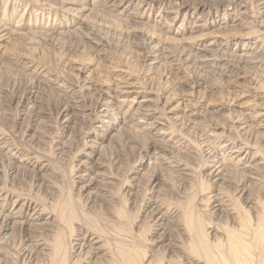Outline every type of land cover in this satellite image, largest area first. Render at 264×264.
I'll list each match as a JSON object with an SVG mask.
<instances>
[{"label": "rangeland", "instance_id": "1", "mask_svg": "<svg viewBox=\"0 0 264 264\" xmlns=\"http://www.w3.org/2000/svg\"><path fill=\"white\" fill-rule=\"evenodd\" d=\"M91 1L0 0V19L4 17V20L6 22L8 21L6 26L12 29L18 23L22 24L21 33L24 34V38L20 39V41L19 39L12 38L15 36H11V40L9 38L3 43V49L0 48L7 52L4 54L0 51V90H2L0 92V136L7 143L6 147L11 149V153H14L13 156L2 153L1 155L4 158L0 156V192L3 195L7 194L5 201H2L0 205V209L3 211L5 209L6 211L11 210L13 208L12 204L17 199L20 203L22 201L32 202L34 205L43 208L46 214L55 215V217L59 216L58 218L60 219L63 217L60 213L64 214V218L68 222H72V225L68 222L66 226H64V223L60 225L58 224L60 221L57 220L59 222L55 223L56 227H51L54 230L51 228H48V230L44 229L42 230L41 237L39 236L42 238V241L47 240L49 245L55 243L57 233H60L58 230L60 226L61 232L65 231V239L70 241V243L71 241L79 243V240H77L78 236L74 232L76 227L81 228L83 226L86 228L89 226L88 228H91L92 231L95 229L99 233H105V235L103 234V238L114 246L111 244V248L108 243L110 251H115V248L117 251L120 249L119 252L122 253L125 259L122 258L119 252L115 251L116 260L113 261L114 264H117L118 261V264H125L126 258L135 260L137 264H186L181 253L178 252L172 255L170 251L165 250L164 245L167 242L158 243V241L151 240L155 237L157 223L154 217L149 216L154 197L150 189V176L141 175L140 180H142L137 187L132 185L135 184L132 179L129 180V176L131 177L132 174L131 171H133L132 169L137 164L136 160L139 161L142 158L137 152L140 147L135 152H131L129 147L134 145L140 146V143L143 144L144 139L138 135L140 133H146V129L143 126L146 121H143L144 124L136 122L132 127H128L127 125L122 127L121 132L124 133L126 131L124 133L125 137L127 136L126 133L132 131L133 135L137 137L136 139H132L133 144L128 146V143L123 142L121 145L113 141L108 147V142H104L103 145L105 147L101 151V155L94 157L88 146L90 144L91 128L98 125L97 122L94 123L92 121L95 113L93 110L96 109L97 101L95 92L92 91L89 93V90H86L84 86L88 82H95L96 85H99L107 81V87L117 89L118 84L119 86H123L129 82L138 87L137 90L141 91L140 96L150 97L161 108L168 97H172L174 101L182 102L188 99L186 101L191 102L190 107L194 109L195 114L189 116L180 113V123L174 119H170L168 128L176 134V142L178 143L180 140L177 146L179 152L175 155L176 159L182 160L185 164L187 163L188 167L190 166V170L194 171L193 174L195 176H192V178L194 177L193 181H191L192 178L189 181H185L182 177L180 178L182 175L178 172V175L175 174L176 172L173 171L175 168L160 166L161 169H169L164 170L172 174V176H169L172 185L168 186L171 189L165 186L167 195H163L160 198L167 205L178 207L186 215L192 217L194 231L189 240L190 248L194 247L195 250L202 252L207 247L208 241V237L206 238L202 234V230L205 227L207 229L211 227V230L215 225L220 226L219 223H226L229 227L231 222L226 217H223V220L217 219L219 217L211 213L209 201L200 202L202 196L213 190L215 186L202 175L206 171L205 168L208 162L203 156L204 152L200 143L205 138L212 139L210 135L212 133H219L222 138L229 139L230 136L235 135V132L231 130L235 122L234 119L240 114L250 118V115L253 116L252 114L261 109L264 104V97L261 96L259 99L257 94L255 95L253 93V85L261 83L264 85V55L260 59L261 62L259 64L254 63L253 65L248 63L247 66H245L247 63L234 66L232 62L235 59L229 58L230 60H228V64L226 65L229 70L221 71L212 68L211 65L201 64L200 62H196V66L185 64L183 62L184 58L180 56V52L177 50L180 49L178 47L180 42L168 43V46H173L174 49L172 50L179 55L171 54V56L170 54L164 53L162 56L160 52L156 53L153 49H149L151 45L149 44L148 37L152 33L156 37H160L161 28L168 23H173L176 26L183 24L180 38L184 40H187L189 36H196L202 32L205 33L207 30L209 33H216L220 27L218 26L220 21H224V25L230 26L232 19L236 16L240 17L241 9L244 8V18L247 24L244 28L239 27L238 31L244 34L246 33L247 35L241 36V39L264 43V4H261L258 0H223V5L213 6L203 15L201 13L203 11H200L202 9L195 6L199 3H209V1L211 3L217 0H144L140 11L142 14L145 13V15H136L133 18L125 14L117 15L113 11L109 12L105 9L103 2L94 0L91 3L92 7L94 6V12L91 13L93 16L91 14L88 16L87 22L89 24H86L92 30L86 25H83L82 30L77 31V33L76 31L74 33V30H72V33L67 34L68 36H61L56 31L45 34L36 27V24L39 23L43 25L52 24L54 27H59L61 23L70 25L73 22L68 11L70 6L83 5L84 7ZM183 2L187 4L184 5ZM182 4L187 8L183 7ZM136 5H130L127 11L133 10ZM175 7L177 8L175 9L177 10L175 14L167 13L168 10ZM188 10L191 12L194 11V13L192 14ZM128 14L133 15L132 13ZM193 21L206 22L208 25L204 29L193 32L188 29L194 23ZM59 22L60 24H58ZM103 25L105 28H108L105 29ZM136 27L139 31H136ZM234 29L236 28L231 29V31H235ZM82 31H84L83 34ZM13 33L17 34L18 32L14 31ZM168 35L175 36L173 33ZM94 36H96V40H94ZM88 38L93 40H89ZM100 38L101 41H99ZM208 39H211V37H208ZM145 45H148L147 47L149 48ZM219 47L226 49L225 51L228 50L226 53L229 54L233 53L232 50L235 48V45L234 47L232 45L226 48L223 46ZM263 49L264 46L260 52L264 54ZM22 56L34 62L35 65H38L43 72L40 77L36 75L37 79L42 80L38 87V95L41 97V102L38 104L39 108L33 107L32 109L30 107L28 109L31 111L29 110L26 113L25 111L28 109L24 110L22 108V101H19L18 98L24 96L25 91H27V83L30 80L27 73H23V70L28 73H31V71L25 65L21 64ZM150 56L157 58V64L153 68L149 64ZM213 70L216 71L215 74L212 73L214 72ZM64 93L72 94L73 101L77 102L74 104L81 110H84L88 115L87 118H84V121L81 122L79 120L81 123L79 122L77 126L69 125L67 127L68 125L62 121L57 113L56 105L59 99L57 97ZM129 95L131 96L129 100H131L135 94L131 93ZM123 96L124 94L120 93L118 99ZM242 101H247L249 104L247 103L245 107H239L238 104L240 102L242 103ZM251 101L255 102L251 104ZM8 102L11 104L9 105ZM28 103L30 104L29 101H26L24 106L29 105ZM230 107L235 110L232 109V111ZM161 108L158 111L162 112ZM188 120L190 121L188 122ZM126 124H130V122ZM61 125L65 126L61 127ZM38 128L39 130H36ZM191 143H194V145H191ZM220 143L218 141L215 144L219 145ZM187 144H190L191 147L196 145V148H193V153H190L192 148L188 150ZM258 144L255 150L258 149L260 151L259 153L264 157V141H260ZM98 157L100 161L106 164L107 172L114 177V183L105 191L103 187L102 190L96 188L94 190L95 193L91 191L93 193H91V196L93 195L94 198L99 195L94 200L93 197L89 199L85 196L86 192L81 188V179L78 178V175L86 166L89 167V164L93 165ZM151 160L157 161L158 159L151 158L150 162ZM9 161L14 164L16 163V165L21 163L22 168L18 172L15 171L11 168L12 165ZM44 164H46L45 167H43ZM144 167L145 169L141 173L150 170L147 164ZM42 182L49 186L47 191ZM258 187H261V185ZM128 189H131V191L128 192ZM240 199L242 200V198L239 197L241 203ZM248 213V216L251 217V213L249 211ZM212 219L213 221H211ZM69 225H74V227ZM14 229L6 231L7 233L0 230V264H39L40 262L41 264L44 262L46 264H59V260L56 259L48 263L47 260L42 259L43 257L35 261L25 257L24 252L26 251V246L24 244L26 237L20 228L15 226ZM116 237L118 238L116 239ZM176 237L178 240L176 242L182 244L180 241L185 239L183 238L184 236L179 234V237L178 235ZM209 239L211 240L210 235ZM69 250L71 253H69ZM105 250L107 249L105 248ZM75 252L77 253L74 254ZM85 252L86 249L79 253L78 245L71 246V248L68 245V252H66V255L64 253L67 258L65 264H93L94 262L92 261L94 258L88 257V255H85ZM121 260L122 262H120ZM104 263L107 264L103 260L100 262V264Z\"/></svg>", "mask_w": 264, "mask_h": 264}, {"label": "bare ground", "instance_id": "2", "mask_svg": "<svg viewBox=\"0 0 264 264\" xmlns=\"http://www.w3.org/2000/svg\"><path fill=\"white\" fill-rule=\"evenodd\" d=\"M92 1H94V0H92ZM92 1L89 2L84 7H83V5L82 6L74 5L73 7L70 6L68 11L70 12V15L73 19V22L70 25L66 24V23L60 24V22H59L58 24H60V26L58 25L59 27H54V25H52V24L51 25H43L42 23H39V24H36V27H38L40 30H42L45 34L50 33L52 31H56V32H59L61 34V36H63V35L66 36L72 30H74V33H75V31L77 33V31L82 30L83 25L89 24L87 22L88 16L92 12H94V9H93L94 6L92 7V4H91V3H93ZM100 1L103 2V5H104L106 10H108L109 12L113 11L117 15L125 14L126 16H131L133 18H135L136 15H140V16L145 15V13L142 14L140 11V9L143 6L144 0H100ZM258 1L261 4H264V0H258ZM75 4H76V2H75ZM132 4H137V5L134 6L133 10H130L131 12L130 11L128 12L127 10L129 9V6ZM183 4H184V2H183ZM183 4H182V6L187 8L186 6H184L187 3L184 5ZM223 4H224L223 0H217L216 2H211V3H210V1H209V3L208 2L199 3L195 7H200L202 9L200 11H203L201 13L204 15L206 12H208L210 10L211 7L220 6ZM205 7H207V8L204 10ZM175 9H177V8L176 7L171 8L170 10L167 11V13L175 14L177 12V10H175ZM243 9H241L242 10L241 16L240 17L236 16L235 18H233L232 23H230L231 24L230 26H226L223 24L224 21H220L219 22L220 25L218 24V26H220V27L216 31V33H209L207 30L208 33L202 32L196 36L195 35L189 36V38L187 37L188 38L187 40L180 38V35L182 34L181 29H182L183 24L176 26L173 23H172L173 25L171 23H168L165 26H163V28H161L160 34H159L160 37H158V36L156 37L154 35V33H152V35L149 37L147 36L149 38V44L151 45V48L147 47L148 45L147 46L145 45V46L149 49H153L154 52H156V53L160 52L161 55L164 53H167L170 55L172 54V55L177 56L179 54L176 53L174 50H172V49H174V47L168 46V43L180 42V45H178V47L180 49H177V50H178V52H180V56H182L184 58L183 62H185V64L187 63V65H189V66H194V65L196 66V62H200L201 64L205 63L207 65H211V67L216 69V70L227 71L229 69H228V66H226V65L228 64V60H230L231 58L235 59V61L232 62L234 66L235 65L239 66V65H241V63H243V64L247 63V64H245V66H247L248 63L253 64V65H254V63L259 64L261 62L260 59L263 58V55H264L263 53L260 52L264 46V43H260L259 41L256 43V42H254L255 40L252 41L249 39L243 40V39H241V36H246L247 34L246 33L245 34L240 33L238 31L239 27L244 28L245 25L247 24L245 21V18H244L245 11ZM189 12L192 14L194 13V11L193 12L189 11ZM105 13H107V12H105ZM128 13H130V14L132 13L133 15H129ZM91 15L93 16V14H91ZM105 16H108V15H105ZM98 17H100V16H98ZM102 17H104V16L102 15ZM110 17H112V16H110ZM2 18L3 19H0V48L4 47L3 43L6 42L7 39L10 38V40H11V36H15L12 38L13 39L15 38L17 40L19 39V41H20V39L24 38V34L21 33L22 24L18 23L15 26V28L12 29L11 27L6 26V23L8 21L6 22L4 20V17H2ZM122 22H124V21H122ZM134 24H137V23H134ZM207 25L208 24L206 22L201 23V22L196 21L191 26H189V28L188 27L187 28L194 32V31H197L200 29H204L205 27H207ZM103 27H104V25H103ZM96 28H97V26H96ZM106 28H108V27H106ZM233 28H236V29H234L235 31H231V29H233ZM89 29L92 30V28H89ZM132 29H134V28H132ZM136 29H137V27H136ZM228 29H230V30H228ZM98 30H99V28H98ZM14 31H16L18 33L14 34L13 33ZM136 31H139V30L137 29ZM209 31H211V30H209ZM83 32L84 31H82V34H83ZM89 32L92 33L91 31H89ZM148 32H151V31H148ZM93 33H95V32H93ZM102 33H101V35H102ZM170 33H173L175 36L168 35ZM82 34L80 33V35H82ZM84 35H83V37H84ZM236 35H238V36H236ZM177 36H179V37H177ZM208 37L209 38L211 37V39H208ZM97 38H99V37H97ZM104 38H106V37H104ZM10 40H9V42H10ZM91 40H93V39H91ZM94 40H96V36H94ZM99 41H101V38ZM183 41H185L184 44H182ZM231 45L233 47L235 45V48H233V50H232V52L234 54L233 53L228 54V53H226L228 50L225 51L226 49H222V47H219V46H223L224 48H226V47H231ZM2 49H0V51L2 53H4V54L7 53L6 51H4ZM170 55H168V56H170ZM155 56H156V54H155ZM155 56H150V63L149 62L148 63L150 64L151 68H153L157 64V58ZM180 61H181V59H180ZM175 62H173V63L175 64ZM21 64L25 65V67L28 68L31 71V73H28V72L23 70V73H27V75L29 76L28 78L30 80L28 79L29 81L27 83L28 84L27 91H25L24 96L20 97L22 99L18 98V100L22 101V104H23L22 108H24V110L25 109L27 110L30 107L33 109V107H38L39 106L38 104L41 102V97L38 95V93H39L38 87H39V83L42 82V80L37 79L36 75H38L40 77V75H42L43 72H42V69L40 67H38V65H35L34 62L29 61L28 58H26V57H23V56L21 57ZM197 66H199V65L197 64ZM213 71L214 72H212V73L215 74L216 71L215 70H213ZM106 82L105 83L103 82L99 85H96L95 82L94 83L88 82L86 86L83 85L86 90H89V93L92 91L95 92V95H96L95 97H96V101H97L96 109L93 110V112H95V113L93 115L94 117L92 118V121L94 123L97 122L98 125L93 126L91 128L90 144L88 147L91 150V154H93V156L96 157L97 155H101L100 154L101 151L104 150V147H105L103 145L104 142H108V147H109V144L113 143V141L118 142V144H121V145L123 144V142H126V143H128L127 145L130 146L131 144H133L132 139H136L137 137H135L133 135V133H132L133 131L126 133L127 136L125 137L124 133L126 131L124 133H122L121 132L122 127L124 125H127L128 127H132L133 124H135L136 122L144 124L143 121H146V123L143 125L144 128L146 129V133H140L138 135L144 139L143 144L140 143V146L134 145V146L129 147L131 152H135V150L138 147H140V148H138L137 152H138V155L142 156V158L139 161L136 160L137 161L136 166H134V164H133L134 169H132L133 171H131L132 174L130 173L131 177L129 176V180L132 179L135 182V184H132V185L134 187H137L142 180V179L140 180L141 175L142 176L143 175H146V176L149 175L150 176V182H151L150 189H151V192H153L154 197H153V202L151 203L152 208H150L151 210L149 209L150 210L149 216L154 217L156 220V223H157L155 237L151 240L158 241V243L167 242V244L164 245L165 250L167 249L168 251H170L172 253V255L176 254L178 252L181 253L182 257L185 259L186 264H264V198H262L264 196V157L261 155V153H259L260 151L258 149L255 150V147L257 145H259L258 143L260 141L261 142L264 141V104L261 107V109H259L257 112L252 114L253 116L250 115V118H248V116L246 117L243 114H240L236 119H234L235 122L234 123L232 122L234 125H233L231 130H233L235 132L234 133L235 135L230 136L229 139L222 138L219 135V133L210 134L212 136V139L202 138L204 140L201 141L200 146L204 152L203 156L205 157V159L208 162L207 163L208 165L205 168L206 171L202 175H204V177H206V179H208V181L213 186L214 185L215 186H214L213 190L208 192L206 195L204 194L202 196V198L200 199V202L201 201H206V202L209 201L210 205H211V207H210L211 213H213L214 215L216 214L219 217L217 219H222L223 217H226V219L231 222V225H229V227H228V225L225 222H223L225 224H221L218 222L220 224V226L219 225L218 226L213 225L214 227L211 230H210L211 227L208 228L209 230L205 227L202 230V234L205 235L206 238L208 237L207 238L208 239L207 247H205V250H202V252H199V251L195 250L194 247L190 248L189 240L191 239L192 232L194 231L193 230L194 223H193L192 217L189 215H186V213L183 212L178 207H175L172 205H167V203H165L162 200V198H160L163 195L164 196L167 195L166 194L167 190L165 189V186H167V188H169L168 186L172 185V183L170 182L171 179L169 177V176H172V174L170 172L168 173L164 170L167 168L161 169V167L175 168V169H173V171L176 172L175 174H177V172H178L180 175H182V176H180V178L182 177V179H184L185 181L186 180L189 181V179H191L192 176L194 175L193 174L194 171L190 170V166L188 167L187 163L185 164L182 160L176 159L175 155H176V153L179 152V150H178L179 148L177 146L179 145L180 140L177 143L176 139H175L176 134L174 132L170 131V129L168 128L169 127L168 122L170 121V119H174V120H176V122H179V120L181 119L180 113H184L185 115L187 114L189 116L195 114L194 109H192L190 107L191 102L189 103L188 101H186L188 99H185V101H182V102L174 101L172 97H168L165 100L163 107L161 108V107H159L158 103L152 101L150 99V97L148 98L145 96H140L141 91L137 90L138 87H136L135 84H130L129 82L127 84L124 83L125 85H123V86H121V85L119 86V84H118L117 89H112V88L107 87L108 85ZM44 84H46V83H44ZM253 86H252L254 89V91L252 90L253 93L255 95L257 94L259 99L261 96L264 97V95H262V94H264L263 93L264 92V85L261 83V84H256ZM247 91L250 92L248 89H247ZM0 92H2V90H0ZM120 93H123L124 96L118 99V96ZM131 93H134L135 95L133 98H131V100H129L131 97L129 94H131ZM242 94H243V92H242ZM20 95H22V94H20ZM152 97H154V96H152ZM182 97H184V96H182ZM57 98H59V99L57 100L58 103L56 105V109L58 112L57 111L56 112L58 113V115L60 116L62 121L66 125H68L67 127H69V125H71V126L76 125L77 126V124H79L80 121L82 122V121H84L85 117L86 118L88 117L87 113L84 112V110H81L76 104H74L77 102L73 101L72 94L64 93L63 95H60ZM26 101H29L30 104L28 103L29 105L24 106ZM253 102H255V101H253ZM253 102L251 101V104ZM11 103H12V101H11ZM11 103H9V105ZM247 103H248L247 101L246 102L242 101V103L240 102L239 104L238 103L237 104L239 107H245V105ZM15 104H16V100H15ZM259 105H261V104H259ZM196 106H198V105H196ZM160 108L162 109V112L158 111ZM230 109H231V107H230ZM29 110L30 109L25 111V113L28 112ZM41 110H42V108H41ZM233 110H235V109H233ZM42 111H44V110H42ZM43 113H45V112H43ZM200 113H202V112H200ZM38 116H40V115H38ZM165 117H167V118H165ZM187 118H189V117H187ZM59 121L61 122V120H59ZM183 121H185V120L183 119ZM189 121L190 120H188V122ZM129 122H130V124H126ZM63 126H65V125H63ZM63 126L61 125V127H63ZM183 126L185 127V125H183ZM80 128H81V126H80ZM36 130H39V128ZM128 134L129 135L131 134V135L129 136ZM218 141L221 143L219 145L218 144L216 145L215 143L216 142L218 143ZM192 144L194 145V143H191V145ZM6 145H7V143L4 142L3 137L0 136V156L3 157L1 155L2 153L9 155V156H13L14 153H11V149L6 147ZM187 145L189 148L188 150H190V148H192L190 150V153H193L194 152L193 148H196L195 147L196 145L193 147H191L190 144H187ZM151 158H155L158 160L157 161L151 160V162H150ZM21 162H22V160H21ZM10 163L12 165L11 168L17 172L20 170V168H22L21 163H19L17 165H16V163L14 164L13 162H10ZM172 163H173V165H172ZM84 164H85V162H84ZM146 164L150 167L149 168L150 170H147V171L141 173L145 169L144 166ZM45 166H46V164L43 165V167H45ZM88 166L89 167L86 166V168H84L82 171L80 170L81 172L78 175V178L81 179L80 180V183L82 184L81 188H82V190H84L86 192L85 196L90 199L93 197V195L91 196V193L94 192V190L96 188L101 189V190L104 188V191L107 190V188L110 187L111 184L114 183V177L109 172H107L106 164L104 162L100 161L99 157L96 159V161L93 165L89 164ZM26 168H27V166H26ZM167 170H169V169H167ZM157 171H159V172H157ZM180 178H179V181H180ZM193 178L191 179V181H193ZM42 183L44 184V182H42ZM44 185L46 188L45 190L47 191V188L49 186L47 184H44ZM259 185H261V187H258ZM169 189H171V188H169ZM97 191H99V190H97ZM129 191H131V189H128V192ZM6 195L7 194L3 195V193L0 192V205L2 204V201H5V199L7 197ZM97 197H95V198H97ZM239 197L242 198V200L240 199L241 203L239 201ZM95 198H94V200H96ZM12 201H14V200L12 199ZM173 205H175V204L173 203ZM12 206H13V208L11 210L6 211V209H5L4 211H6V212H4L3 210L0 209V219H1L0 230L1 231L3 230L5 232L10 231V230H15L14 229L15 226L21 229V231L24 233V235L26 237L25 238V244H24L26 246L25 247L26 251L24 252V254H25V257L29 258V260L33 259L35 261V260L43 257L42 259L47 260L48 263L52 262L53 260L56 259V260H59V264H65L66 259H67L65 255H66V252H68V245L70 246V248H71V246L78 245L79 253L82 252L84 249H86L85 255H88V257L94 258V260L92 261V262H94L93 264H100V262H102V260H103V262H106L107 264H114L113 261L116 260L115 251H117V250H116V248H115V251H113V252H112V250L111 251L109 250L108 243L110 244V242L103 238V234L105 235V233H103V234L99 233L94 228H93L94 231H92L91 228H88L89 226L86 227L87 229L83 226H81V228L76 227L75 231L74 230H72V231L76 232L75 235L78 236L77 240H79V243H74L73 241H71V243H70V241H67V239H65L66 236L64 237L65 231L62 230L63 232H61V228H60L61 227L60 225H62L64 223V226H66V223L68 222V220L64 218V214L60 213L63 216L60 219V218H58L59 216L55 217V215L46 214L44 212L43 208L38 207V205H34L32 202H25V201L23 202L22 201V203H20L17 201V199L12 204ZM43 206H45V205H43ZM45 208L47 209V207H45ZM248 211L251 213L250 214L251 217L248 216V214H249ZM57 220H59L60 223H58L59 221H57ZM72 221H74V220H72ZM211 221H213V219ZM56 222L58 224H60L59 229L57 227V229L59 230L60 233L58 234L56 232L57 237H56L55 243L53 245H49L47 243V240L42 241V238H40L41 233H42V230H44V229L48 230V228H51L53 226L56 227V224H55ZM68 223L71 224L72 222L69 221ZM206 223H208V222H206ZM210 223H212V222H210ZM210 223H208V224H210ZM154 224H155V222H154ZM213 224H214V222H213ZM71 225H69V226H71ZM226 225H227V227H226ZM85 226H87V225H85ZM206 226H207V224H206ZM71 227H74V225ZM62 229H64V228H62ZM16 230H18V229H16ZM52 230H54V228ZM97 230H98V228H97ZM179 234H181L182 236H184L183 238H185V239H182V241H180V242H182V244L177 243L178 240H177L176 235H178V237H179ZM107 235H106V237H107ZM209 235L211 237V240L209 239ZM72 238H74V237H72ZM117 238L118 237H116V239ZM43 240H45V239H43ZM176 240H177V242H176ZM183 240L185 241V243ZM111 244H110V247H111ZM191 245H192V243H191ZM112 246H113V244H112ZM160 246H163V245H160ZM105 248L107 250H105ZM113 250H114V248H113ZM118 250L120 251V249H118ZM76 251H77V249H76ZM119 251H117V252H119ZM64 253H65V255H64ZM69 253H71L70 250H69ZM76 253L77 252H75L74 254H76ZM119 253L122 256V258L125 259V257L122 255V253L121 252H119ZM2 255H4V254H2ZM6 256H5V258H6ZM76 257H74V258H76ZM117 257H119V256H117ZM118 262H117V264H118ZM120 262H122V260ZM44 263H42V264H44ZM39 264H41V262ZM125 264H137V262L133 259H127L126 258Z\"/></svg>", "mask_w": 264, "mask_h": 264}]
</instances>
